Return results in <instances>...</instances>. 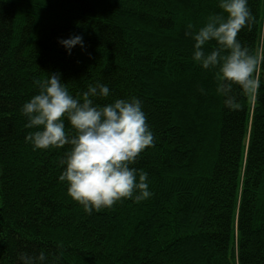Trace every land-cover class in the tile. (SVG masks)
Returning <instances> with one entry per match:
<instances>
[{"label": "trees", "instance_id": "1", "mask_svg": "<svg viewBox=\"0 0 264 264\" xmlns=\"http://www.w3.org/2000/svg\"><path fill=\"white\" fill-rule=\"evenodd\" d=\"M248 5L237 39L256 51L264 0ZM218 11L217 0H0V264L41 249L47 264H264V65L258 94L230 111L185 35ZM74 34L84 46L67 54L58 38ZM53 72L73 94L99 80L107 100L142 101L154 144L131 166L148 173L149 198L86 214L57 179L63 148L25 142L20 108Z\"/></svg>", "mask_w": 264, "mask_h": 264}, {"label": "clouds", "instance_id": "2", "mask_svg": "<svg viewBox=\"0 0 264 264\" xmlns=\"http://www.w3.org/2000/svg\"><path fill=\"white\" fill-rule=\"evenodd\" d=\"M217 7L219 11L199 27L188 23L185 35L193 40L192 61L213 71L222 106L238 111L241 98H255L261 88L264 48L252 51L237 39L241 29L250 28L254 20L248 0H217ZM58 43L67 54L74 46H84L80 34L58 38ZM63 81L59 72L33 80L36 92L20 108L26 117L24 127L31 130L25 133V142L33 150L63 148L57 179L86 214L125 199L149 198L148 173L131 166L154 144L142 101L135 96L107 100L110 89L99 80L73 94ZM199 91L205 94V89ZM47 259L43 249L19 255L20 264H47Z\"/></svg>", "mask_w": 264, "mask_h": 264}]
</instances>
